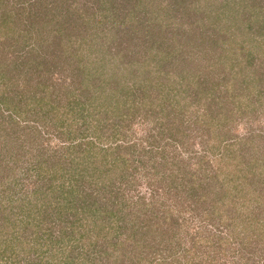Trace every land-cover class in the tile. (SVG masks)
<instances>
[{
    "label": "rangeland",
    "instance_id": "1",
    "mask_svg": "<svg viewBox=\"0 0 264 264\" xmlns=\"http://www.w3.org/2000/svg\"><path fill=\"white\" fill-rule=\"evenodd\" d=\"M51 7L63 12L57 25L47 11ZM31 43L35 48L20 57L19 67L11 68L9 60ZM0 57L1 63L10 62L0 77V177L16 167L19 179L7 201L23 202L21 183L32 187L37 182L34 171L40 163L50 172L39 178L41 183L57 181L53 173L60 167L72 168L63 141L86 124L77 118L61 120L59 113L65 109L62 104H74V94L83 93L75 92L88 76L82 66L93 68V87L104 80L116 89L111 94L115 103L129 94L132 109L117 107L129 115V120L122 119L123 127L130 125L127 133L149 144L145 136L151 126L162 146L168 142V161L163 153L146 157L153 159L147 167L157 171L152 176L175 191L155 203V212L163 215L160 227L154 224L151 231L165 241L139 258L131 244L121 243L123 228L106 236L102 231L95 239L99 225L94 238L89 237V248L84 245L87 250L80 251L85 238L81 245L61 242L56 256L45 257L49 264H264V203L248 200L255 192L246 188V195L235 196L236 208L229 199L222 200L221 187L251 179L264 186L258 172H264V0H0ZM102 66L99 78L97 68ZM38 84L55 98L40 112L33 105L42 93L31 94ZM53 104L59 113L48 111ZM152 109L150 121L140 120ZM27 116L41 130L25 121ZM56 119L71 133L62 132ZM140 158L133 182L149 195L158 184L149 183ZM182 174L192 175L189 184ZM217 174L225 181H217ZM193 183H203L208 194ZM258 197L264 202V193ZM7 211H0V217ZM150 218L152 225L155 219Z\"/></svg>",
    "mask_w": 264,
    "mask_h": 264
},
{
    "label": "trees",
    "instance_id": "2",
    "mask_svg": "<svg viewBox=\"0 0 264 264\" xmlns=\"http://www.w3.org/2000/svg\"><path fill=\"white\" fill-rule=\"evenodd\" d=\"M54 8L56 12L52 10V7L48 8L47 11L50 14L52 13V15L54 14L53 20L57 25V21L63 12L56 7ZM8 13H5V18L8 17ZM9 17L11 19V16ZM5 18L3 17L2 20ZM9 19L7 22H10ZM48 35H51V33L48 32ZM18 37L22 36L19 35ZM31 44L28 50L20 49L13 55L14 58L9 60L11 68L22 61L20 58L22 55L35 48L34 44ZM9 64L5 63L4 60L2 63L0 62V77L7 73ZM17 65L16 67H19ZM118 66L123 67L122 62L118 63ZM103 68V66L97 68V71L100 72L99 74L97 73L100 75L99 78L103 77ZM92 69L91 66L88 68L82 66V73L88 76L82 79L84 80L82 85H78L75 88V92L83 93L74 94V96H77L74 104L65 106L62 104L61 108L65 107V109L61 113L55 111L54 104L48 109L49 112L59 113L63 118L61 120H68L69 118L76 120L77 118L86 124V128L79 129L76 134L70 137V141L62 142V148L67 151L66 153L72 155L70 163L72 168L71 166L60 167L59 173L57 171L53 173L54 176L58 175L56 177L57 181L51 180L49 183H41L42 180L39 178L48 177L50 172L47 167H43L44 164L40 163V165L36 166L38 171L33 170L37 174L35 176L33 173L34 178H37L35 179L37 182L32 187L27 186V183H21L22 186L18 192H20L19 197L23 198V202L20 201L21 199H15L19 203H15V201L13 203V199L6 200L7 196H11L14 189L16 190L17 188V184H19L18 176H16V167L12 168V174L10 172V174L1 175L0 177V211L3 212L5 207L8 208V213L0 217V264H49L50 261L46 260L45 257L49 255L56 256L57 251L56 253L54 251L58 249L59 243H68L71 246L74 244L81 245L82 238H85L86 243H82L80 251L84 252L87 250V248L84 249V245L86 246L87 244L89 248V237L90 239L94 238V233L99 225L102 228L97 231L95 239L101 236L102 231L105 232L106 236L107 232L110 234L114 233L117 228H123L120 231L121 243L131 244L132 250L138 254L139 258L151 254L152 250H156L155 247L158 244H162L165 241L163 238L158 241L156 236H154V232L151 231L155 229L154 224L156 228L160 227V218L163 215L155 212L157 201H159L157 197H169L175 191L172 190V186V188L168 187V185L161 186V179L159 180L152 176L157 171L153 170V165L151 168L147 167L148 162L153 163V159L150 161L149 158L147 161L146 157L153 158L157 153H163V158L168 161L170 158H168L165 147L168 142H165L162 146L151 126L145 136V139L149 140V144L145 143L143 138L137 139V134L127 133V127L130 125L128 123L127 127H123L125 121L122 119L129 120V115H125L124 112L119 113L117 107L119 108L120 104H124L123 108L132 109L133 104L131 103L133 100L129 97V94L125 93L122 101L115 103L111 94H116V89L111 88L112 86L103 82L104 80L97 84L98 87H93V83H91ZM124 69L126 68L123 67V73H125ZM13 78L11 79L12 81ZM7 80L6 91H8L7 86L11 82L10 79ZM17 81L18 78L16 79ZM37 88L38 90L31 94L36 96L42 93L39 96V101L36 100L37 103L33 105V109L36 112H40L43 110L44 104L48 101H54L55 98L48 97L46 87L42 89L38 84ZM86 90L88 91L84 92ZM138 104L142 106V104ZM131 114L133 113L131 112ZM153 114V109L152 111L147 110L139 117L140 120L146 122V120L150 121V116ZM27 118L24 120L35 122L31 121L33 120L31 117L27 116ZM22 122L19 123L22 124ZM29 122L25 123L28 125L23 126L22 124V126L24 128H32L34 126L35 129L41 130V125L38 122L35 123L39 127L30 126ZM56 122H58V128L63 130L62 132L71 133V130L67 131L62 121L56 119ZM227 145L229 144L226 142L225 146L227 147ZM128 150H131V152H127ZM70 151H73L74 154ZM137 155H141L139 164L141 167L145 166V177L148 176L149 183L152 185L158 184L156 188H152L149 195L139 190L136 182H133L139 171ZM262 164L264 166L263 162ZM258 172L259 176H262L264 180V172L261 171V168ZM174 175L178 176L177 174ZM185 176L186 174H182V177ZM191 176L188 177L187 175L185 178L188 179ZM214 178L217 181H225L220 178L219 174L214 176ZM236 178H239V175ZM47 179L50 180V178ZM210 179L214 182L213 177ZM189 183L188 179L187 184ZM243 183H233L231 185L222 183L221 187L225 188L222 200L229 199L232 205L237 208L239 205L234 198L240 193L241 197L246 195L244 191L247 188L248 191L255 192V195L249 197L248 200L253 198L252 203L253 201L255 204L259 203V201L264 203L261 199H257L259 194L262 195L264 193L259 191L260 188L264 190V186H256L253 179L248 183ZM201 185L203 183H193L192 186ZM188 187L191 186L187 185ZM204 188L205 186L203 185ZM204 192L208 194L206 189H204ZM147 196L156 198L149 200L150 198H147ZM244 198L246 199V196ZM216 206L217 208L223 207L219 204H216ZM101 207L104 208V211ZM164 213L168 217L172 215H169V212L166 213V211ZM150 217L155 219V221H152V225ZM122 220L124 221L123 224L121 223ZM108 222L110 223L108 224ZM229 224H233V220ZM104 228H107V231H104ZM238 236L240 237V235ZM19 239H26L28 245L30 243L35 245L31 247L24 245V240L18 241ZM242 240L244 241L245 239ZM163 245L165 247L167 243Z\"/></svg>",
    "mask_w": 264,
    "mask_h": 264
}]
</instances>
